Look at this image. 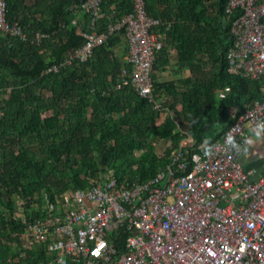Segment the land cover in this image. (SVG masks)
Segmentation results:
<instances>
[{
  "label": "trees",
  "instance_id": "1",
  "mask_svg": "<svg viewBox=\"0 0 264 264\" xmlns=\"http://www.w3.org/2000/svg\"><path fill=\"white\" fill-rule=\"evenodd\" d=\"M86 1L37 0L29 7L7 0V22L20 26L27 40L0 35V207L9 213L0 211V264L18 257L23 242L26 225L15 218L17 201L26 210L23 217L34 219L45 195L54 202L110 171L124 186L147 183L174 150L182 148L188 159L209 152L253 103L264 100V79L229 72L237 15L226 13V0H144L148 14L160 21L155 32L163 41L153 66L155 98L167 97L175 116L161 117L131 86L118 88L127 66L117 53L127 47L123 29L87 62L46 73L93 30L82 8ZM101 9L104 17L95 27L100 33L132 13L133 3L105 0ZM37 34L46 37L38 42ZM172 64L190 73L180 86L158 80ZM160 142H170L163 156L156 152ZM112 237L122 251L125 234ZM39 251L24 252L27 264L54 260Z\"/></svg>",
  "mask_w": 264,
  "mask_h": 264
},
{
  "label": "built area",
  "instance_id": "2",
  "mask_svg": "<svg viewBox=\"0 0 264 264\" xmlns=\"http://www.w3.org/2000/svg\"><path fill=\"white\" fill-rule=\"evenodd\" d=\"M104 1L82 5L93 30L83 34L81 48L46 73L87 62L110 34L123 29L129 68H123L118 88L131 86L161 117L175 116L167 97L155 98L160 21L148 14L144 0H132V13L100 33L95 27L104 17ZM226 1V13L237 15L229 72L264 79V0ZM7 12V0H0V35L26 41L20 26L7 22ZM45 37L37 34L36 40ZM252 133H264V100L253 103L209 152L188 159L182 148L174 150L169 164L147 183L124 186L110 171L88 189L66 192L54 202L45 195L34 219L22 216V240L56 264H264V172L253 182L241 163ZM124 234L121 251L112 236Z\"/></svg>",
  "mask_w": 264,
  "mask_h": 264
},
{
  "label": "crops",
  "instance_id": "3",
  "mask_svg": "<svg viewBox=\"0 0 264 264\" xmlns=\"http://www.w3.org/2000/svg\"><path fill=\"white\" fill-rule=\"evenodd\" d=\"M24 4L26 6L32 7L36 5L37 0H23ZM127 47L126 44L120 46L117 49L118 55L121 57V61H125L127 57ZM172 59L175 58V55L172 53L171 55ZM172 71V73H171ZM190 76V73L188 70L182 69L179 71L178 67L175 64H172L166 72L161 73L158 75L159 81H167V82H173L175 85L180 86L181 82L180 80L187 78ZM251 142V143H249ZM252 151H258L261 154L257 156H250V153ZM241 163L243 167L251 172V180L253 182H257L263 175L264 172V133H252L248 137V139L245 142L243 153L241 156ZM16 219H20V215L15 214ZM25 251H31L32 253H40L39 248L30 244L22 242V245L19 246L18 249V257L13 258V261H11L12 264H17L20 262V259L22 260V263L27 264V257L24 254ZM50 256V255H48ZM47 264H56L54 260L48 261Z\"/></svg>",
  "mask_w": 264,
  "mask_h": 264
},
{
  "label": "rangeland",
  "instance_id": "4",
  "mask_svg": "<svg viewBox=\"0 0 264 264\" xmlns=\"http://www.w3.org/2000/svg\"><path fill=\"white\" fill-rule=\"evenodd\" d=\"M173 60V59H172ZM174 61V60H173ZM174 63V62H173ZM172 73V71H171ZM170 142H160L157 146H156V152L159 156H163L165 150L167 149V147H169ZM0 211L2 212V216L3 217H8L9 213L8 211H6L5 209H3L2 207H0ZM15 214L20 215V218H22V216L24 214H26V210L23 208L22 204L20 201L16 202L15 205Z\"/></svg>",
  "mask_w": 264,
  "mask_h": 264
},
{
  "label": "clouds",
  "instance_id": "5",
  "mask_svg": "<svg viewBox=\"0 0 264 264\" xmlns=\"http://www.w3.org/2000/svg\"><path fill=\"white\" fill-rule=\"evenodd\" d=\"M249 143H251V142H249ZM261 153L260 152H258V151H252L251 153H250V156H257V155H260Z\"/></svg>",
  "mask_w": 264,
  "mask_h": 264
}]
</instances>
